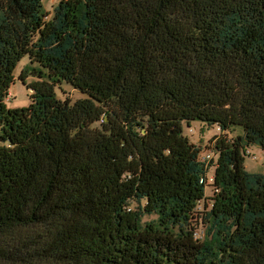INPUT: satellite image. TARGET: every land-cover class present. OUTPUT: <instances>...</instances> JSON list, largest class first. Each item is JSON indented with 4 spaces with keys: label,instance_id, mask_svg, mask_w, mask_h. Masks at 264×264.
Wrapping results in <instances>:
<instances>
[{
    "label": "trees",
    "instance_id": "16d2710c",
    "mask_svg": "<svg viewBox=\"0 0 264 264\" xmlns=\"http://www.w3.org/2000/svg\"><path fill=\"white\" fill-rule=\"evenodd\" d=\"M44 3L0 0V264H264V0Z\"/></svg>",
    "mask_w": 264,
    "mask_h": 264
},
{
    "label": "rangeland",
    "instance_id": "374dc122",
    "mask_svg": "<svg viewBox=\"0 0 264 264\" xmlns=\"http://www.w3.org/2000/svg\"><path fill=\"white\" fill-rule=\"evenodd\" d=\"M58 0H45V7L49 12L54 13L56 10ZM38 67L37 63H33L30 56L26 55L19 62L16 70H15V82L12 84L10 89V94L7 98V105L9 108H20L24 106H28L31 103V94L32 89H29L27 84L20 78L21 73L24 70L31 72L27 77V83L36 80V77L33 75L34 68ZM56 92L59 98L61 99H70L75 101L80 98H85L86 94L80 90L74 89V87L67 83L63 82L59 84L56 88ZM184 133L189 139L198 146L203 147L204 153L207 151V146L214 144L211 143L212 139L220 134V128L215 125L207 124L203 121L196 120L192 121L189 126L186 122L184 123ZM244 131L242 127L236 126L232 127L230 132L231 137H236L239 134H243ZM246 154V167L249 172L252 173H264V152L259 145H250L245 150ZM217 160V156L213 159L209 164V176L213 175L215 172V163ZM207 194L211 195L213 193V187L208 185L206 187ZM155 216H148L145 218H152ZM202 235V233H199Z\"/></svg>",
    "mask_w": 264,
    "mask_h": 264
},
{
    "label": "built area",
    "instance_id": "2783aa9c",
    "mask_svg": "<svg viewBox=\"0 0 264 264\" xmlns=\"http://www.w3.org/2000/svg\"><path fill=\"white\" fill-rule=\"evenodd\" d=\"M215 153L212 151H208L206 153L203 154V159L207 161V163H210V161L215 157ZM213 175L209 176L208 175V182H213ZM204 181V180H203Z\"/></svg>",
    "mask_w": 264,
    "mask_h": 264
}]
</instances>
